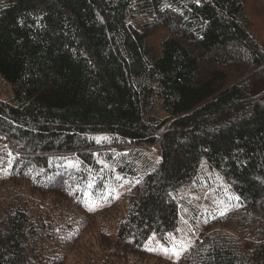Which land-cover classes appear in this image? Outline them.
<instances>
[{
	"label": "trees",
	"instance_id": "16d2710c",
	"mask_svg": "<svg viewBox=\"0 0 264 264\" xmlns=\"http://www.w3.org/2000/svg\"><path fill=\"white\" fill-rule=\"evenodd\" d=\"M261 81L264 0H0V264H140L202 158L235 222L167 263L264 264Z\"/></svg>",
	"mask_w": 264,
	"mask_h": 264
},
{
	"label": "rangeland",
	"instance_id": "374dc122",
	"mask_svg": "<svg viewBox=\"0 0 264 264\" xmlns=\"http://www.w3.org/2000/svg\"><path fill=\"white\" fill-rule=\"evenodd\" d=\"M261 90H264L262 81L254 86L252 92L257 93ZM7 92L5 84L0 82V97L7 98ZM100 136L95 135L96 138ZM140 153L144 154L145 159L151 164L159 160L157 146H152L148 150H140ZM200 166L196 179L180 189L181 220L178 229L172 235L170 244L161 245L150 240L147 249L151 254L140 260V264H169L167 262H173L177 258L175 252H179L180 255L201 229L218 225L217 218L219 216L230 213L226 215V219L228 218L229 221L222 225L231 227L235 222L233 218L236 215L233 214L239 209L235 193L222 180L219 173L206 164L204 158L201 159ZM126 189L127 186L122 185L110 188L111 196L108 198L109 200L106 199L103 202H97L88 197L86 207L89 210L92 209L91 212L98 213L105 207L121 204V195Z\"/></svg>",
	"mask_w": 264,
	"mask_h": 264
},
{
	"label": "snow or ice",
	"instance_id": "6c2138e0",
	"mask_svg": "<svg viewBox=\"0 0 264 264\" xmlns=\"http://www.w3.org/2000/svg\"><path fill=\"white\" fill-rule=\"evenodd\" d=\"M9 155H11V154H9ZM90 210H92V209H90ZM165 251H167V250H165ZM175 255H177V257H178L179 256V252H175Z\"/></svg>",
	"mask_w": 264,
	"mask_h": 264
}]
</instances>
